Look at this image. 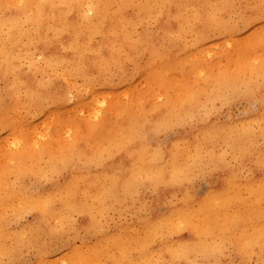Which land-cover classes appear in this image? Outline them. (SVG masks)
<instances>
[{
    "label": "bare ground",
    "instance_id": "6f19581e",
    "mask_svg": "<svg viewBox=\"0 0 264 264\" xmlns=\"http://www.w3.org/2000/svg\"><path fill=\"white\" fill-rule=\"evenodd\" d=\"M253 259L264 0H0V264Z\"/></svg>",
    "mask_w": 264,
    "mask_h": 264
},
{
    "label": "rangeland",
    "instance_id": "374dc122",
    "mask_svg": "<svg viewBox=\"0 0 264 264\" xmlns=\"http://www.w3.org/2000/svg\"><path fill=\"white\" fill-rule=\"evenodd\" d=\"M243 38H244V40L246 41V40H248L250 37H249V34H247V35H245V36H243ZM223 67V66H222ZM70 106H71V104H68L67 105V108L64 110V116H69V112H70ZM219 107V106H218ZM247 107V103H245V102H238V103H236L235 105H232L231 106V108L229 109V114H230V122H234L235 120H237L239 117H240V115H241V113H242V111L245 109ZM226 110V112H227V109H225ZM226 112L224 111V113H223V116L224 115H226ZM83 114H84V116H87L88 115V110L86 109V110H84L83 111ZM223 118V117H222ZM93 121V120H92ZM39 128H41V125L39 126ZM43 135H46V134H44V133H42ZM62 138H64V136H62ZM34 148L36 149V146H34ZM28 220H30V216H28V217H26ZM248 264H260L257 260H250L249 261V263Z\"/></svg>",
    "mask_w": 264,
    "mask_h": 264
}]
</instances>
